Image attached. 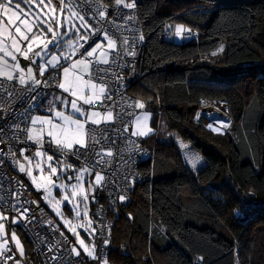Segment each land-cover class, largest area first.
I'll use <instances>...</instances> for the list:
<instances>
[{"label": "trees", "instance_id": "1", "mask_svg": "<svg viewBox=\"0 0 264 264\" xmlns=\"http://www.w3.org/2000/svg\"><path fill=\"white\" fill-rule=\"evenodd\" d=\"M135 2L144 44L130 91L156 130L142 138L146 180L113 214L107 263L264 264V0ZM177 22L191 39L169 38ZM201 98L227 103L226 134L196 122ZM180 141L202 159L195 170Z\"/></svg>", "mask_w": 264, "mask_h": 264}, {"label": "snow or ice", "instance_id": "2", "mask_svg": "<svg viewBox=\"0 0 264 264\" xmlns=\"http://www.w3.org/2000/svg\"><path fill=\"white\" fill-rule=\"evenodd\" d=\"M59 3V15H57V8L52 4V0H47V3H45V0H39L38 3L37 0H19L16 3H14V0H0V78H2L0 79V99L15 100L17 104L24 107V112L20 115H17L15 107L9 109L7 113L0 110V121H2L0 122V144L7 147V155L18 166L19 173L25 174L37 191L44 190L42 199L55 210L58 216H62L59 205L67 201L76 209V216L79 217L80 200L78 198H82L84 215L87 216L89 191H94L96 186L103 187L104 175L101 171L95 169L97 166L104 165L105 157L113 155L111 150L105 151L103 147L104 144L113 139L111 135H105V133H110L112 130L105 127L99 136L96 134L97 130L102 124L108 125L116 119H123L121 113L114 115L113 108L107 106L106 103L112 100V89L107 82L109 72L101 65H110L114 62V60H110L113 53L119 55L116 40L109 33L122 35L123 31L130 30L127 28L128 21L134 19V17H125L122 8L135 9L136 2L132 0L130 3H125V0H114L112 5L113 15L116 20L123 21L122 24H117L115 20L108 19L109 6L102 3L101 0H68L67 4L65 0H59ZM21 4L25 5L27 11L21 7ZM33 5H35V9ZM77 8L79 10H74ZM86 16L99 27L93 29L92 25L88 23V19L85 18ZM82 30H84V34L80 35ZM184 31L187 30L183 26H175L177 37H180ZM99 33H102L99 38L107 41L106 48L104 44L95 42V46L88 50L85 45L88 44L92 36H97ZM48 34H50V37ZM70 34H75L76 39H65ZM139 39L143 40V36L141 35ZM22 44H26V47H22ZM120 47L124 49L127 55H135L134 51H127L129 47L127 37L122 38ZM81 49H84V53H81ZM18 55L24 61H29L31 65H35L40 77H44L49 69L58 73L55 87L68 95H57L54 100L59 101L65 109L70 106V114L66 115L65 111L56 110L51 102H49L47 116H32L29 114L32 111V107L28 106L29 99L33 102V107H38L39 105L35 104L40 96L37 90L40 87H50L51 85L48 80L37 79L32 66L26 65L27 70L25 71V67L21 66ZM78 55L82 58L74 59ZM9 58L11 63H9ZM37 60H39V63H37ZM93 66H95V71H93ZM85 76H87V79H85ZM119 78L117 77V79ZM13 82H18L22 89L29 94L36 93V95L18 99L12 88ZM43 99H47V97L44 96ZM82 105H88L89 110L86 111ZM129 107L143 109L144 104L136 102L134 105H129ZM100 109H103V111ZM77 115L80 118H74ZM205 115L210 114L205 113ZM147 119L146 114L136 117L135 130L132 135L144 136L151 132V128L147 125ZM21 124H24V126L21 127ZM89 125L96 127L89 128ZM221 126L227 127V124ZM208 127L212 128L213 125L209 124ZM215 130L219 131L220 128ZM122 131L127 132L128 128L124 127ZM6 136L9 140H15L16 144L27 145L31 142V144L37 146V150L32 155H26V151H31L30 146L18 149L23 160L21 162L12 150L15 145H9L5 140ZM45 137H47L49 146H54L60 153L65 155L72 153L79 158L80 156H86L90 150L92 157L96 159L93 160L92 157H88L86 166L80 169H73L71 164H66L63 161L56 162L52 155H46L42 151ZM97 146H100V151H96ZM182 146L187 147V145ZM5 155V151L0 149V157ZM37 158L39 159L34 167L41 173L39 179L33 175V160ZM189 160L193 168L199 162L198 157H190ZM45 165L48 169L47 175L44 174ZM87 165H92V167L89 168ZM69 170L74 171L75 175L67 176V181L75 180V183H56L61 175H66ZM85 175H94V181L89 183L88 190L85 189L83 183ZM53 177L56 179L54 180ZM0 179H3V177H0ZM17 183L20 182L17 181ZM53 188H58L64 193L62 199L56 200L54 203L51 192ZM0 191H4L2 187H0ZM8 194L14 195L15 203L12 205V210L18 213V217L14 216L12 218V223H20L22 218L27 217L29 209L25 207L24 203L20 202L19 193H15L13 190L12 193ZM125 199L124 195L119 196L120 201ZM5 203L6 197L0 195V206L5 205ZM5 220H8V217L0 212V237L6 235ZM49 223L52 222L49 221ZM88 226H91L90 221ZM80 227H84L85 231H88V228L84 225H80ZM69 230L77 236V242L83 247V250L90 257L96 259L94 246L92 250L85 246L75 227ZM94 233L95 228H92L90 235ZM61 235L63 234L61 233ZM11 240L15 244L16 251L22 257L24 255L23 247L14 232L11 234ZM103 243L107 246L109 241L104 240ZM71 252L77 256L80 255L75 246L71 249ZM9 253L12 254L9 255ZM9 260L14 261V264H21L20 260L15 259V253L9 247L8 240L3 239L0 242V264H6V261ZM51 260L59 264L56 256H52ZM103 264H107L106 259L103 260Z\"/></svg>", "mask_w": 264, "mask_h": 264}, {"label": "built area", "instance_id": "3", "mask_svg": "<svg viewBox=\"0 0 264 264\" xmlns=\"http://www.w3.org/2000/svg\"><path fill=\"white\" fill-rule=\"evenodd\" d=\"M122 10L125 17H134V19L128 21L127 28L130 30L123 31L122 35H113L112 32L109 33V35L116 40L119 55L113 53L110 56V60H114V62L110 63V65H101V67L107 69L109 72L107 82L112 89V100L106 102L107 106L113 108L114 115L121 113L123 119H116L108 125H100L96 133L99 136L103 129L108 127L112 131L110 133H105V135H111L113 137L111 141L103 145L104 150H111L113 155L111 157H105L104 165L97 166L95 169L101 171L104 175L103 187L98 186L95 190L93 199L94 208L92 211L98 223L96 237L97 258L95 259L97 264L103 263V260H107L108 257V245L106 246L103 241H110L111 231L114 225L113 214L119 211L120 206L124 202L131 200V193L135 186L146 180L147 176L140 171V165L143 160L149 158L152 154L151 149L144 143L141 137L132 135L131 125L135 116L140 111V108L129 107V105H134L136 102H141L140 99L130 91V88L140 78L139 58L144 44V30L136 7L135 9L122 8ZM85 18L88 19L87 16ZM108 19L115 20L117 24L123 23L121 20H116L113 15L112 6H109ZM88 22L92 25L93 29L99 27V25L94 23L91 19H88ZM141 35L143 36V40L139 39ZM100 36H102V33H99L97 36H92L85 47L90 50L95 42L101 40L99 38ZM123 37H127L129 41L127 51H134L135 55H127L124 49L120 47ZM81 53H84V49H81ZM76 58L79 59L82 57L78 55ZM93 71H95V66H93ZM57 76L58 73L49 70L45 73L44 77H39L42 81L48 80L51 86L40 87L37 90L40 96L35 101V104L39 105L38 107H33V102L29 99L28 106L32 107V111L29 113L30 115L34 116L35 113L39 111L40 106L45 101V99H43L44 96L47 97L52 91L58 90L55 87ZM117 77L120 78L117 79ZM12 88L14 92H16L18 99L36 95V93L29 94L26 92L18 82H13ZM207 102H209L208 98H201L200 109L197 114L205 110V104ZM13 107H15L17 115L24 112V107L17 104L15 100L7 98L0 99V110H2L3 113H7V111ZM100 110L103 111V109ZM23 126L24 124H21V127ZM94 127L96 126L89 125V128ZM124 127L128 128L127 132L122 131ZM5 140L9 145H15L12 150L15 152L17 159L21 157L18 150L20 148L31 147L30 152H25L26 155H32L37 150V146L31 144V142L27 145L16 144L15 140H9L7 136ZM0 149H3L6 153L5 156L0 157V177H3V179H0V187L4 190L0 191V195L6 197V203L0 206V210L8 217V220H6L7 223L11 227L15 225L18 226L31 245V251L24 253L21 257L18 251H16L15 245L11 242L8 243L12 252L15 253V259L20 260L21 264H57L56 261L51 260L52 256H56L59 264H92L85 255L80 253V255L77 256L75 253L71 252V249L74 246L76 247V244L70 237V234L61 225L60 221L45 208L39 194L33 189L32 185H30L23 175L19 173L18 166L12 161L11 157L7 155V147L0 144ZM43 150L60 154L65 161L73 165V169L85 167L87 158L92 157V152L90 150L87 152L86 156H80L79 158L72 153L65 155L64 153L58 152L54 146L50 147L46 140ZM96 151H100V146L96 147ZM92 158L93 160L96 159L95 157ZM87 167L91 168L92 165H87ZM70 173L72 176L75 175V172L72 170H70ZM17 181L20 183H17ZM13 190L15 193L20 194V202L24 203L25 207L29 209L27 217L22 218L20 223H12V218L14 216L18 217V213L12 210L15 197L14 195L8 194L12 193ZM120 195H124L126 199L120 201ZM49 221L52 223H49ZM61 233L63 235H61ZM49 249H51V251H49ZM11 254L12 253H9V255ZM11 262L13 261H6V264Z\"/></svg>", "mask_w": 264, "mask_h": 264}, {"label": "rangeland", "instance_id": "4", "mask_svg": "<svg viewBox=\"0 0 264 264\" xmlns=\"http://www.w3.org/2000/svg\"><path fill=\"white\" fill-rule=\"evenodd\" d=\"M16 2H19V0H14V3H16ZM38 2H39V0H37V3ZM125 2H128L129 3L131 1L125 0ZM45 3H47V0H45ZM65 3L67 4L68 3V0H65ZM52 4L56 6V8H57V15H59V8H60L59 0H52ZM21 7L22 8H25V11H27V8L25 7V5L21 4ZM33 8L35 9V5H33ZM74 10H78V9H74ZM177 25L183 26V28L185 30H187V31L182 32V34H181L180 37H177L175 35V26H177ZM53 27H55V25H53ZM169 30L171 31V33L169 35V38L172 39L173 41L184 42V41H188L192 37V29H191V27L189 25L183 23V22H177L173 26H169ZM13 31H14V29H13ZM61 31H63V29H61ZM83 34H84V30L81 31L80 35H83ZM48 35L50 37V34H48ZM65 39L75 40L76 39V36H75V34H70V36L69 37H66ZM99 42L102 43V44H104V46L106 48V44H107V41L106 40H100ZM94 46L95 45H93L92 47H94ZM24 47H26V44H24ZM222 49H223V46L220 45L219 48L214 51V54L213 55L219 54L222 51ZM90 50H91V48H90ZM57 54H59V53H57ZM74 59H77V58L74 57ZM37 63H39V60H37ZM28 66H32L33 69L35 68V65L29 64ZM65 66H68V65H65ZM25 69L27 70V68H25ZM35 72H36V69H34V74H35ZM85 79H87V76H85ZM60 91L55 90V91H52L51 93H49L47 95V99H45L44 102L45 103L46 102H51V103H53L54 105H57V106L62 105V104H60L59 101L54 100V97L55 96L60 95ZM61 95H62V93H61ZM62 96H64V95H62ZM69 99H70V97H69ZM44 102H43V104H44ZM81 104H82V102H81ZM208 104L209 105L205 106V110H202L200 112V114H197V113L195 114V120H196V122L199 123V124H203L208 130H210L211 132H213L215 134H218V135H224V134H226L227 133V130L230 128L231 123H232V118H231V115H230V112H229L227 103L225 101H220V100H211V101H209ZM84 106L89 107L88 105H84ZM62 107L65 109V107L63 105H62ZM199 109H200V105H199ZM199 109H198V111H199ZM217 110L220 112V116L214 115V112L217 111ZM70 111H71V109H70ZM205 113H209L210 115H205ZM212 113H213V115H212ZM145 114L148 117V119H147V125H148L149 128H151V132H148L144 136H139V137H141L143 139L148 138L156 130L155 127L152 124V120H153V117H154V113L151 110H147L145 108V105H144V108L143 109H140V111L135 116V118H134V120L132 122V125H131V130L133 132L135 130V120H136V117L137 116H143ZM209 124H212L213 127L212 128H209L208 127ZM222 124H227V127H222L221 126ZM216 128H221V129L219 131H216L215 130ZM180 145H181V149H182V152H183L185 161L187 162V164L193 170H195L197 167H199L202 164V162H203L202 159L197 154L193 153V151H191L188 148V146L186 148L183 147L182 145H186L185 143H182L180 141ZM42 151H44L46 153V155H52L54 157V161H56V162L62 161V157L55 156V154H53L52 152L47 151V150H43L42 149ZM190 157H198L199 158V162L197 163V165H196L195 168H193L192 165H191V163H190V160H189ZM38 159L39 158H37L36 160H33V175L36 176L39 179V177L41 176V173H40V171L38 169H35V167H34V165H35V163L37 162ZM19 160H21V162H23L22 157H20ZM81 168H83V167H81ZM47 173H48V169H47V166L45 165L44 166V174L47 175ZM21 174L22 175H25L23 173H21ZM67 176H72L71 173H70V171H68L66 175H61L60 179L57 180L56 183L68 182L67 181ZM27 179L31 183V180L28 177H27ZM53 179L55 180L56 178L53 177ZM92 181H94V176L92 178L91 176L87 177V175H85V178H84V182L83 183H84V187H85L86 190L89 189V183L92 182ZM68 183H75V180L70 181ZM31 185H32V183H31ZM32 187L39 194V196L42 199V197L44 195V190L41 189V190L37 191L35 189L34 185H32ZM96 187H95V189H96ZM51 192H52V197H53V203L56 200H61L62 197H63V195H64V193L60 189H58V188H53L51 190ZM94 193H95V190L94 191H89L88 201H87V203H88L87 216L84 215V207H83L82 198H78V200H80V207H79L80 216L79 217L76 216V209L71 204H69L67 201H65V202H63L62 204L59 205V209H60V212L62 213V216H58L56 214L55 210L47 202H45L43 199L42 200H43V203H44L45 208L52 215H54V217H56L60 221L61 225L67 231H69V233L72 235V238H73L74 243L76 244L77 250L79 252H83L86 255H88L83 250V247L78 244V242H77V236L74 235L69 230L72 227H75L76 232L79 234V238L80 239H83L85 246H87L90 250H92L93 249V246H94V255L97 256V245H96V231H97V229H96V226H95V219H94V217H93V215L91 213V210H92L91 204H92V200L94 199ZM0 212H2V211L0 210ZM89 221L91 222V226L90 227L88 226V222ZM65 222H67V223H65ZM4 224H5V234L6 235L3 236V237L4 238H7V240H11V234L14 232L15 235L18 237V239L20 241V244L22 245L23 250H24V242L25 241H24V235L22 234V232L19 229H16L15 227H12L14 229H12V231H10V234H8L7 228H9L8 227L9 224L7 223L6 220L4 221ZM80 225H84L85 227H87L88 228V231L86 232L85 231V228L84 227H80ZM92 228H95V233L90 235ZM84 234H86V236H88V239L86 238V236ZM12 243H13V241H12ZM90 258H92V257H90ZM101 264H103V263H101Z\"/></svg>", "mask_w": 264, "mask_h": 264}, {"label": "crops", "instance_id": "5", "mask_svg": "<svg viewBox=\"0 0 264 264\" xmlns=\"http://www.w3.org/2000/svg\"><path fill=\"white\" fill-rule=\"evenodd\" d=\"M22 47H24V44H22L21 45ZM18 59L20 60V63H21V66L22 67H24V66H26V65H29V64H31L29 61H24L23 60V58L22 57H20L19 55H18ZM9 63H11V60H10V58H9ZM26 68V67H25ZM34 69H36V72H35V76H36V78L37 79H39V74H38V70H37V68H36V66H35V68ZM49 70H51V69H49ZM25 71H26V69H25ZM58 91H60V90H58ZM61 91H60V95H61ZM62 95H67V94H65V93H62ZM53 104V103H52ZM54 105V104H53ZM55 106V108H56V110H63V111H65V114L67 115V114H70L71 113V111H70V107H68L67 109H64L63 107H62V105H59V106H57V105H54ZM57 106V107H56ZM48 107H49V102H44V104L42 103V105L40 106V109H39V111L37 112V113H35V115L34 116H47L48 115V111H47V109H48ZM83 108L87 111V110H89V107H86V106H83ZM74 118H80L78 115L76 116V117H74ZM30 126V125H29ZM45 140L47 141V137H45ZM67 164H69V163H67ZM73 166V165H72ZM23 176H25V175H23ZM94 176V175H93ZM93 176H91L92 178H93ZM87 177H89L88 175H87ZM25 178H27L26 176H25ZM88 179V178H87ZM28 180V179H27ZM98 187V186H97ZM96 187V188H97ZM96 190V189H95ZM9 228H7V230H8V234H10V231H12V229H14V228H12L10 225L8 226ZM13 227H15L16 229H19L18 228V226H13ZM20 230V229H19ZM21 231V230H20ZM3 239H7V238H4V237H0V242H2L3 241ZM24 250H23V253H26V252H28V250H29V247H28V242H27V240H26V238H25V236H24ZM12 243V241L11 240H8V243ZM10 264H14V261L13 262H11Z\"/></svg>", "mask_w": 264, "mask_h": 264}, {"label": "bare ground", "instance_id": "6", "mask_svg": "<svg viewBox=\"0 0 264 264\" xmlns=\"http://www.w3.org/2000/svg\"><path fill=\"white\" fill-rule=\"evenodd\" d=\"M208 103H209V102H207V103L205 104V106L209 105ZM212 115H213V113H212ZM214 115H216V116H220V112L217 110V111L214 112ZM220 129H221V128H220Z\"/></svg>", "mask_w": 264, "mask_h": 264}]
</instances>
